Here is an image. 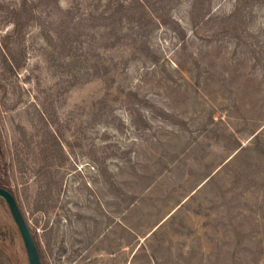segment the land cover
Here are the masks:
<instances>
[{
  "label": "rangeland",
  "instance_id": "374dc122",
  "mask_svg": "<svg viewBox=\"0 0 264 264\" xmlns=\"http://www.w3.org/2000/svg\"><path fill=\"white\" fill-rule=\"evenodd\" d=\"M0 134L41 264H264V0H0Z\"/></svg>",
  "mask_w": 264,
  "mask_h": 264
},
{
  "label": "water",
  "instance_id": "95a60500",
  "mask_svg": "<svg viewBox=\"0 0 264 264\" xmlns=\"http://www.w3.org/2000/svg\"><path fill=\"white\" fill-rule=\"evenodd\" d=\"M0 197L6 202L11 216L18 228L25 252L27 254L28 264H41L38 246L21 212V209L19 208L13 192L3 186H0Z\"/></svg>",
  "mask_w": 264,
  "mask_h": 264
},
{
  "label": "trees",
  "instance_id": "16d2710c",
  "mask_svg": "<svg viewBox=\"0 0 264 264\" xmlns=\"http://www.w3.org/2000/svg\"><path fill=\"white\" fill-rule=\"evenodd\" d=\"M3 153V143H2V139H1V134H0V155ZM0 186H3V187H5V188H7V189H9L10 190V188H8L7 186H6V184H5V182H3L1 179H0ZM0 202H2V203H6L1 197H0ZM10 212V211H9ZM16 228H17V226H16ZM17 230H18V228H17ZM18 233H19V231H18ZM2 242V244H0V264H4V259H5V257H6V255H5V251H4V247H6L7 245L3 242V241H1ZM8 257V256H7ZM6 257V258H7ZM11 257V256H10ZM3 259V260H2Z\"/></svg>",
  "mask_w": 264,
  "mask_h": 264
}]
</instances>
